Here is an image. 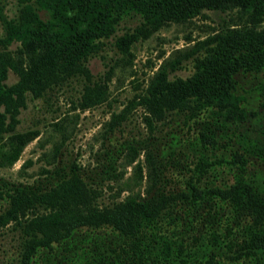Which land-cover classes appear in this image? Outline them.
Instances as JSON below:
<instances>
[{"label":"trees","instance_id":"16d2710c","mask_svg":"<svg viewBox=\"0 0 264 264\" xmlns=\"http://www.w3.org/2000/svg\"><path fill=\"white\" fill-rule=\"evenodd\" d=\"M6 1L0 166L38 134L15 129L27 95L82 76V106L100 98L85 63L124 18L137 19L114 40L125 51L202 9L236 12L184 52L190 74L169 77L176 58L110 114L93 165L61 155L30 182L0 175V229L17 231L18 264H264V0H15L12 15ZM9 68L17 74L12 83L5 82ZM240 75L252 82V101L240 92ZM135 106L145 134L112 143ZM175 117L195 131H167Z\"/></svg>","mask_w":264,"mask_h":264},{"label":"rangeland","instance_id":"374dc122","mask_svg":"<svg viewBox=\"0 0 264 264\" xmlns=\"http://www.w3.org/2000/svg\"><path fill=\"white\" fill-rule=\"evenodd\" d=\"M15 10L16 1L7 0L4 12L12 15ZM235 15V10L202 9L189 20L163 24L147 37L134 41L125 51L116 46L114 40L117 35L131 30L137 19L124 18L118 23L114 34L104 39L102 47L85 63L91 80L101 86L100 98L82 106V76H71L62 84L46 89L41 96L31 98L27 95L25 106L19 108L16 115L15 129L35 128L38 134L24 145L12 164L0 166V175L13 181L30 182L41 178L42 170L54 166L57 156L61 155L67 159L74 158L84 166L93 165L103 147L101 144L106 143L102 126L110 114L121 110L134 94L141 91L158 68L169 70L176 58L180 59L179 65L169 70V77L190 74L193 70L192 60L184 59V52L197 39L227 25L229 18H235ZM7 48L14 50L15 43ZM16 79L17 74L9 68L5 82L12 83ZM238 79L242 87L240 92L249 91L246 94L252 101L253 92L249 89L252 82L241 75ZM140 115L138 106L129 108L126 119L113 131L111 142L132 135H144L145 127ZM175 118L176 122L167 123V131L176 132L181 137L195 131L191 127L187 133V124L181 117ZM56 150L59 151L54 158ZM130 171V166H126L124 175H129ZM108 195L109 191L104 190L102 201H106ZM17 242L16 230L0 229V264H18Z\"/></svg>","mask_w":264,"mask_h":264}]
</instances>
